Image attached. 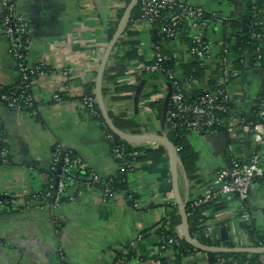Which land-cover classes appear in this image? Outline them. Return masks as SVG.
<instances>
[{"label": "crops", "instance_id": "obj_1", "mask_svg": "<svg viewBox=\"0 0 264 264\" xmlns=\"http://www.w3.org/2000/svg\"><path fill=\"white\" fill-rule=\"evenodd\" d=\"M178 1L242 23L245 28L247 2L256 0ZM129 4L126 0L16 3V13L28 24L27 63L41 65V70L30 84L36 116L10 110L0 102L2 143L8 150V163L0 166V194L8 199L0 205V264H60L61 255L64 264H112L122 247L132 244L134 256L127 264H149L154 260L159 264H206V252L177 256L168 243V235L157 232L167 206L176 205L179 213L177 198L184 207L206 191H212L222 204L221 211L205 213L210 217L205 223L207 236L229 240L233 248H256L250 243L249 228L264 233V179L254 180L245 203L234 195L219 193L214 185L219 172L228 168L231 161L246 164L256 149L254 138L243 125L251 118L263 89L264 67H255L247 57L242 72L225 81L234 132L188 133L186 141L195 158V178H187L178 158L173 181L169 150L149 139H167L169 129L163 109L166 105L167 110L170 91L169 84L146 76L143 70L154 60L151 28L141 20L127 27L126 31L134 36L126 37V41H136V54L131 59L126 58V48L120 45L125 35L113 44L121 10ZM2 18L0 1V22ZM194 33L187 20L173 39L161 43L163 51L172 57L175 78L183 83L186 96L207 91L206 79L215 70L224 49L228 67L236 59L232 52L233 31L228 29L224 33L216 22L206 24L204 39L212 52L203 62L186 51ZM193 61L203 63L202 80L183 77L181 65ZM114 65L125 66L126 73L116 82L106 81L105 70ZM17 76L8 40L0 32V90L13 85ZM221 77L219 74L217 79ZM121 86H133L135 90L122 93L118 91ZM98 87L107 116L124 115L135 121L134 130L117 129L138 139L127 142L131 155L139 158L126 173L127 191L115 192L104 201L100 189L88 188L79 193L73 184L59 206L45 207L35 196L48 182L57 145L83 160L102 179L116 177L120 171L103 128V124L107 126L103 115L104 122L81 102L86 94L96 98ZM55 94L66 98L57 102L53 99ZM259 149L264 167V146ZM244 214L248 217L244 218ZM179 227L175 230L178 234ZM222 230L226 231L225 237Z\"/></svg>", "mask_w": 264, "mask_h": 264}, {"label": "trees", "instance_id": "obj_2", "mask_svg": "<svg viewBox=\"0 0 264 264\" xmlns=\"http://www.w3.org/2000/svg\"><path fill=\"white\" fill-rule=\"evenodd\" d=\"M130 0H126V3L129 4ZM124 10H121V13ZM246 18L248 19V23L245 28H243L242 23H234L233 20L227 19L225 23L222 26V31L225 33L228 29L230 31H233L234 37H235V43L233 46V54L235 55L236 59L228 68L224 67L220 63H218L215 67V70L208 76L206 79V85H207V91L202 92L201 94L193 93L191 96H186V94L183 91V83L176 80L174 75V65L172 61V57L167 54L165 51H163L161 43L165 40H168L169 38L166 36L165 33L162 32L161 26L163 24V18L166 16V12L163 11L161 13V16L157 19V21L154 22L151 30V40H152V47L155 53L154 47H159V51L162 55H164L167 59L162 63L161 72L149 74L145 73L146 76H150L153 78H159L162 81L169 84L171 93H172V86L173 82L176 81L180 87H182V92L184 93L185 97L188 98L189 101H195L199 98L215 92V90L218 89H224L225 90V84L224 85H217L218 79L217 76L226 69V75L227 78H231L232 73H240L242 72L244 66H245V59L248 57L250 59V63L252 65H256L255 67H264V58H260V60H257V54L258 49L262 50L264 47V0H256L254 2L248 1L245 9ZM141 18V3L140 0L137 1L136 5L134 6L132 12L130 13L129 21H128V27L133 21L140 20ZM205 21L207 23L211 22L212 19H210L209 15L205 16ZM2 22V21H1ZM0 22V25H1ZM213 22V21H212ZM206 23V24H207ZM206 24L203 26V30L206 26ZM181 29V28H180ZM178 32V31H177ZM254 35L259 36V38H256ZM128 36H134L129 31L125 32V37L120 42V45L124 48H126L125 56L128 59H131L135 54V40H129L126 41V37ZM227 40V39H226ZM27 35H23L21 37V46L18 50V57L17 62L18 63H27L26 55L27 51L25 50V47L27 46ZM202 42L209 44L205 39L202 40ZM188 46H192V42L190 40L189 43H187ZM223 55V53L220 54V57ZM194 57V56H193ZM196 59V57H194ZM154 61V60H153ZM152 61V62H153ZM151 62V63H152ZM258 63V64H256ZM150 64V63H149ZM181 69L183 71V77L185 80H202L204 77V66L203 63H200L199 61H193L189 63H185L181 65ZM41 70V69H40ZM38 70L34 75H31L30 80L28 82V88H25L24 91H22L23 85L20 81V75L17 76L16 82L9 86L4 87L0 90V95H5L9 100H15L17 104L21 106L22 112H27L31 116H36V104L34 103L32 94H31V80L32 78L40 72ZM126 73V67L123 65H114L110 66L105 70L104 73V79L106 81L110 82H116L119 79H121ZM172 75L173 79H168V76ZM27 85V83H26ZM263 88H264V81H263ZM135 88L133 86H121L118 88V91H121L122 93H128L134 91ZM87 96H92L91 94H86ZM85 95V96H86ZM262 95V91L256 100L255 104L258 103V100L260 96ZM31 98V107L27 106L25 103L26 98ZM61 100L65 99L66 96L63 94H60ZM170 98V97H169ZM83 97L81 98L82 101ZM5 105V103H3ZM161 108V107H160ZM96 109V118L101 120L102 122V114L99 109L98 104H95ZM161 111V109H159ZM174 110L172 103L170 102V99L168 100L167 104V110H166V121L168 124V135L167 140L168 142L175 148L176 153L178 155L179 161L182 165V168L184 170V173L186 174L187 178L190 180H193L195 177V158L193 155V152L191 151L187 141L186 136L191 131L186 128V126L183 123V120L179 117L177 118H170V112ZM228 110H230V103L228 104ZM214 115H217L219 119H223L222 123L219 125V127L214 128H202V130L199 133L206 132V131H217V130H224L226 131L227 124L231 118V115L222 113L221 111L214 110ZM109 119L111 120V123L113 126L120 130H134L135 121L125 118L124 115H120L118 117H115L111 114H108ZM256 123L257 122V108L253 107L251 118L247 121V123ZM174 125V127H173ZM107 133H109L114 140L119 144V146L123 149V155L124 160L123 162H119L120 164V171L118 172V175L116 177L106 178L102 179L101 182L92 184L93 187H96L97 189H100L101 191L105 189H109L113 193L118 191H127V186L124 181L127 171L131 170V164L135 163V161H138L139 158L133 157L131 155V148L130 145L120 139L118 136H116L108 127H106ZM134 133H138L137 131H133ZM0 134L3 135L2 130L0 128ZM6 149L4 143L0 142V150ZM258 150H260L258 148ZM141 159V158H140ZM260 161L262 165V158L260 156ZM231 163V162H230ZM263 169V176L260 179H264V167ZM56 179V171H52L47 184L43 187L42 191L36 195V197L39 199L38 201L44 202L46 200L49 201V198L45 197L46 192L49 191V185L54 184V181ZM74 183H78L79 185H82L84 183L82 179V175H77V177L74 178ZM84 185V184H83ZM70 187L68 188V190ZM51 192V190H50ZM0 200L3 201V203H6L8 199L6 197L0 196ZM65 200V197L61 199V203ZM168 211L165 217L161 219L159 222V228L157 230L160 234L168 235V238H173V248L175 249L177 256H184L189 255L191 253H198L199 250L192 247L190 244H188L183 237L178 234L175 230L178 226H181L182 224V218L180 214L178 213V209L176 205H169L167 206ZM222 210V204L217 202L216 196L205 200L203 203L196 205L194 200L191 202H188L184 206V214L186 219V226L188 230L189 236L196 240L200 245L204 247L209 248H233L234 245L229 240L220 241L218 239L209 237L206 235V227L205 223L210 219V217L205 216V213L208 211H211L213 214L219 212ZM222 224H219V226ZM248 237L250 239V243L253 247H264V233L257 232L253 230V228H249L248 230ZM125 251V253H123ZM206 255V264H236V263H242V264H264V253H252V254H243V253H227V252H215V251H209L205 253ZM134 256V249L130 246L126 245L122 247V251L117 253L115 256V259L112 264H127L131 261V259Z\"/></svg>", "mask_w": 264, "mask_h": 264}, {"label": "built area", "instance_id": "obj_3", "mask_svg": "<svg viewBox=\"0 0 264 264\" xmlns=\"http://www.w3.org/2000/svg\"><path fill=\"white\" fill-rule=\"evenodd\" d=\"M0 1L3 9L0 32L8 40L9 51L16 61L20 81L23 85L25 84L22 89V91H24L25 88H28V82L31 75H34L40 70L41 65L30 66L28 63L23 64L17 62L16 59L18 57V50L21 46V37L27 35L28 24L16 13L15 6L18 0ZM140 3V20L146 22L150 28H152L154 22L161 16V13L163 11L166 12L161 29L169 39H173L176 36L185 21H190L195 33L191 38L192 46H187L186 51L189 55L196 57L200 62H203L207 55L212 52V47L209 44L202 42L204 39L203 26L207 23L204 19L205 16L209 15L210 19H212L213 22H216L219 26H223L227 20L225 17H218L213 13H206L202 7H193L178 0H140ZM128 7L129 5H126L123 9L124 11L121 13L119 21L120 36L117 40H120V37L123 38L128 27L130 15L128 16V19H123ZM254 36L259 38L257 35ZM154 49V61L150 64L144 65V73L153 74L162 71L161 65L167 58L161 54L159 47H154ZM25 50L27 51V46L25 47ZM222 53L223 55L219 57V63L228 68L227 52L224 49ZM260 58H264V47L262 50L258 49L256 59L260 60ZM220 74L223 76L221 77L223 80H218L217 85H224L225 81L228 79L226 69ZM238 74L239 73H232L231 76L234 77ZM173 78L172 75L168 76V79ZM53 99L57 102L61 101L59 94H55ZM169 99L174 108V110L170 112L169 117H179L182 119L186 128L191 132L199 133L202 128L219 127L223 119L221 120L217 115H214V110L230 115V110H228V104L230 102L226 90L224 89L215 90V92L209 93L198 100L189 101L182 92V87L174 81ZM0 102L5 103V106L10 110L21 111V106L17 104L15 100H9L5 95H0ZM81 102L91 114L96 116L95 104H97V101L95 97L84 95ZM24 104L31 107V98H26ZM254 107L257 108V122L254 124L251 122L245 123L243 125V129H246L252 135L256 143V149L253 150L249 162L246 164H239L236 161H231L230 166L221 170L214 180V185L218 187L219 193L224 195H234L242 203H245L248 200L254 180L260 179L263 176V169L260 161L261 153L258 148L264 146V88L262 89V95L260 96L258 103L254 104ZM106 127L108 126L103 124L104 131L111 143L112 155L118 163L123 162V149L117 144L114 138L107 133ZM234 129L235 121L231 117L227 124L226 133L232 134ZM0 142H3L2 134H0ZM7 163L8 150L2 149L0 150V166L6 165ZM50 170L56 171V179L54 184L49 185V191L45 194V197L49 198V201L46 200L44 202L45 207L54 208L59 206L61 204V199L65 197L68 188L75 184L74 178L77 177L78 174L82 175L84 181V185H79L78 183L75 184L76 187H78L79 193L84 189L96 188L93 187L92 184L102 181V178L94 174L83 160L74 156L71 151L64 150L58 145L53 149ZM102 194L104 201L114 195L109 189L103 190ZM0 196L5 197L2 194H0ZM214 196L215 194L212 191H206L202 196L196 197L194 202L196 205H199ZM2 204L4 203L0 200V205ZM243 216L244 218L248 217L247 214H244ZM168 243L173 244V238H168ZM123 253H125V251ZM60 260V264H64L62 255L60 256ZM149 264H159V262L154 260L150 261Z\"/></svg>", "mask_w": 264, "mask_h": 264}, {"label": "water", "instance_id": "obj_4", "mask_svg": "<svg viewBox=\"0 0 264 264\" xmlns=\"http://www.w3.org/2000/svg\"><path fill=\"white\" fill-rule=\"evenodd\" d=\"M138 0H132L131 3L129 4L128 9L126 10L123 19L126 20L128 19V16L130 15L132 9L134 8V6L136 5ZM120 36V26L117 29V32L114 36V42L119 38ZM264 62V61H263ZM102 73V72H101ZM100 84V83H99ZM171 95V89L166 97V100L168 102L169 97ZM96 101L98 106L100 107V110L102 112L103 118L105 123L107 124L108 128L116 135L118 136L120 139L126 141V142H136L138 141V139H133L131 137H128L126 135H123L122 133H120L114 126L113 124L110 122L107 114L104 112L102 103H101V94H100V89L99 87L97 88V92H96ZM163 116L164 119H166V105L164 106L163 109ZM149 139L154 140V141H158L160 143H162L164 146L167 147V149L170 152V157H171V172H172V177H173V181L176 180V166L178 163V155L176 153L175 148L168 142V140L165 137L162 136H153L150 137ZM177 204L179 207V214L182 218V224L179 227V231H180V235L183 237V239L190 244L192 247H194L195 249H198L200 251H204V252H209V251H215V252H237V253H264V247L263 248H232V249H226V248H209V247H204L202 245H200L196 240L192 239L189 234H188V230H187V226H186V219H185V214H184V207L183 205H181L178 201L177 198ZM221 234L223 237L226 236V231L222 230Z\"/></svg>", "mask_w": 264, "mask_h": 264}]
</instances>
